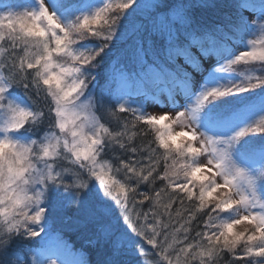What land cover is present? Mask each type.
Masks as SVG:
<instances>
[{"label": "snow or ice", "instance_id": "obj_1", "mask_svg": "<svg viewBox=\"0 0 264 264\" xmlns=\"http://www.w3.org/2000/svg\"><path fill=\"white\" fill-rule=\"evenodd\" d=\"M0 5V264H67L69 208L97 264H264V0Z\"/></svg>", "mask_w": 264, "mask_h": 264}, {"label": "trees", "instance_id": "obj_2", "mask_svg": "<svg viewBox=\"0 0 264 264\" xmlns=\"http://www.w3.org/2000/svg\"><path fill=\"white\" fill-rule=\"evenodd\" d=\"M9 2H22V0H5V3ZM143 2L145 4L151 3V0H137V3ZM236 0H207V3L209 4H218L221 7L220 8H196L193 10V14L199 18H203L209 21L216 20L218 18H222L226 13H229L232 11V9L224 7V5L229 3H234ZM2 7V5H0ZM135 7V5H133ZM128 12H132V9H128ZM135 24V18L132 19V21L129 23V30L134 26ZM97 41H87L89 44H94ZM113 59L112 56L108 58V60L105 62L104 66H102L97 71L99 72L98 81L100 84H103L104 80V74L105 70L109 68L110 61ZM214 62V61H213ZM261 68V62L260 61H252L249 64H243L236 66L237 74L236 79H241L240 73H251V74H259V70ZM255 70V71H254ZM257 105H259L257 103ZM113 126H115L113 124ZM35 138V137H33ZM117 179H120L121 182L123 181V175L119 174ZM166 194L162 197V199H166ZM94 201V198H93ZM75 210L74 209H64L62 211H57L54 216V225L55 228L61 232L63 235V239L73 247V249L77 252H82L86 257V259L89 261V264H97V261L106 259L108 256V248L107 246H104L102 242L97 243L96 246H92L88 243L89 239L95 238V231L94 229L89 226L87 228H76L74 225H71L70 222L66 223V217L72 216L75 217ZM40 238L37 237L36 240H39ZM225 259H228V257H225Z\"/></svg>", "mask_w": 264, "mask_h": 264}, {"label": "rangeland", "instance_id": "obj_3", "mask_svg": "<svg viewBox=\"0 0 264 264\" xmlns=\"http://www.w3.org/2000/svg\"><path fill=\"white\" fill-rule=\"evenodd\" d=\"M102 0H97V3H101ZM257 48H259V45H257ZM251 50V49H250ZM212 61H215V57H212L211 58ZM259 61V60H257ZM146 109L149 110V111H152L153 109L148 106V105H145ZM254 112H256L257 114L259 113V105H256V107L253 109ZM259 115L256 116V119L259 120ZM23 139H27V137H23ZM65 164H67V161L64 162ZM95 202V201H93ZM113 206L115 207V205L113 204ZM117 211H119L117 209ZM245 228L244 225H240V226H237V231H243ZM37 239V238H35ZM68 244V243H67ZM68 247H69V251L67 252H61L60 253V256H61V259L65 260L67 262V264H75V261L76 259L78 258L76 255H74L75 253H80L81 256L86 259V257H84L85 255L82 253V252H77L73 249V247H71L70 244H68ZM123 259L125 260H128L130 262H135V261H143L145 262V264H152L153 262V258L151 256V254L149 253L147 256H137L136 254L134 253H129V254H126ZM57 264H59V260L57 261Z\"/></svg>", "mask_w": 264, "mask_h": 264}]
</instances>
